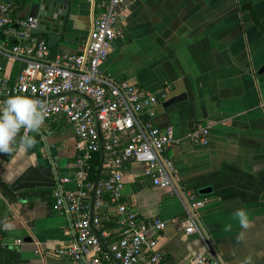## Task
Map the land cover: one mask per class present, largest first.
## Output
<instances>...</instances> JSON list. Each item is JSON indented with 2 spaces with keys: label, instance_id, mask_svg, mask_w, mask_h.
<instances>
[{
  "label": "crops",
  "instance_id": "1",
  "mask_svg": "<svg viewBox=\"0 0 264 264\" xmlns=\"http://www.w3.org/2000/svg\"><path fill=\"white\" fill-rule=\"evenodd\" d=\"M8 1L12 20L32 15L28 0ZM63 2L66 27L51 58L79 52L96 13L87 0ZM117 28L102 71L142 91L185 95L155 106L154 122L171 125L179 140L166 151L179 184L208 198L198 210L202 235L187 234L183 198L154 186L144 164L126 166L123 201L140 219L166 221L157 243L161 264H194L210 249L225 264H264V0H126ZM0 65L16 75V63L0 55ZM50 128L46 138L32 136L33 147L19 143L0 153V178L15 194L0 218V264H72L54 254L71 236L52 206L55 175L72 178L77 170L75 137L66 121ZM196 128H207V143L189 138ZM63 188L75 189V181ZM241 209L247 227L235 216ZM110 213H102L107 230L116 226Z\"/></svg>",
  "mask_w": 264,
  "mask_h": 264
},
{
  "label": "built area",
  "instance_id": "2",
  "mask_svg": "<svg viewBox=\"0 0 264 264\" xmlns=\"http://www.w3.org/2000/svg\"><path fill=\"white\" fill-rule=\"evenodd\" d=\"M87 1L96 13L80 51L51 58L46 40L32 32L37 18L12 20V3L0 0V55L18 65L13 78L0 65V109L12 96H27L46 105L43 125L29 136L46 138L51 123L60 121L72 129L78 167L72 178L55 175L52 206L67 218L71 237L54 250L56 257L72 264H161L157 243L166 221L140 219L123 201L126 166L133 161L144 164L154 186L183 198L187 234L202 235L198 210L208 198L195 197L179 184L173 159L166 153L179 140L171 125L159 127L154 122L155 106L169 99L167 87L142 91L132 81L116 79L101 69L113 40L121 35L117 23L126 0ZM24 134L21 129L13 146ZM188 136L196 143L208 142L207 128L193 129ZM95 153L102 157L99 173L92 179L89 168ZM71 180L76 188L65 190L63 184ZM103 211L115 218L112 230L103 227ZM112 234L116 236L110 238ZM22 241L16 239L15 244ZM194 264L225 263L210 249Z\"/></svg>",
  "mask_w": 264,
  "mask_h": 264
},
{
  "label": "clouds",
  "instance_id": "3",
  "mask_svg": "<svg viewBox=\"0 0 264 264\" xmlns=\"http://www.w3.org/2000/svg\"><path fill=\"white\" fill-rule=\"evenodd\" d=\"M46 115V105L27 96H12L6 101V105L0 109V153L10 154L21 129L25 134L21 137V145L31 148L35 144V138L28 132H39ZM235 216L243 227L248 226L246 213L238 210Z\"/></svg>",
  "mask_w": 264,
  "mask_h": 264
},
{
  "label": "water",
  "instance_id": "4",
  "mask_svg": "<svg viewBox=\"0 0 264 264\" xmlns=\"http://www.w3.org/2000/svg\"><path fill=\"white\" fill-rule=\"evenodd\" d=\"M63 1L64 0H28L31 13L38 21L37 28L33 29L32 32L34 34L44 35L47 38L46 43L49 48L54 47L60 41L65 31L67 5ZM262 70H264V66L260 71ZM183 98H185V95L173 96L165 102V105L172 104ZM209 191V187L200 190V192L204 194ZM261 199L264 200V192L261 195ZM14 201L15 194L0 178V218L9 215L10 211L7 207V202L13 203Z\"/></svg>",
  "mask_w": 264,
  "mask_h": 264
},
{
  "label": "trees",
  "instance_id": "5",
  "mask_svg": "<svg viewBox=\"0 0 264 264\" xmlns=\"http://www.w3.org/2000/svg\"><path fill=\"white\" fill-rule=\"evenodd\" d=\"M100 153H95L90 161L89 176L95 179L99 173Z\"/></svg>",
  "mask_w": 264,
  "mask_h": 264
}]
</instances>
